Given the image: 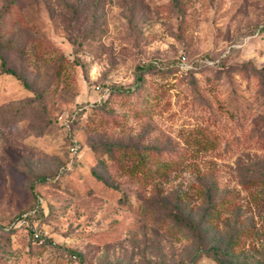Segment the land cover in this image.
I'll return each instance as SVG.
<instances>
[{
	"label": "rangeland",
	"instance_id": "374dc122",
	"mask_svg": "<svg viewBox=\"0 0 264 264\" xmlns=\"http://www.w3.org/2000/svg\"><path fill=\"white\" fill-rule=\"evenodd\" d=\"M0 53V264H264V0H0Z\"/></svg>",
	"mask_w": 264,
	"mask_h": 264
},
{
	"label": "trees",
	"instance_id": "16d2710c",
	"mask_svg": "<svg viewBox=\"0 0 264 264\" xmlns=\"http://www.w3.org/2000/svg\"><path fill=\"white\" fill-rule=\"evenodd\" d=\"M66 5L69 6V7H72V3H70L69 1L66 3ZM0 58H1V65L3 66V70L7 71V72H10V73H15L14 69H11V68H8V67H4L6 60H5L4 55L1 54V53H0ZM206 61H208V59H206ZM144 66L145 65H142V64L141 65H137V67H136L137 68L136 79H141L142 78V75H141L140 71L145 69ZM191 66L192 65H190V67ZM263 69H264V67H263ZM111 90H112V88L107 84V93H106V97L105 98H107L110 95ZM107 151H112V148L110 146H108L107 147ZM136 151L139 154L138 155V160L141 161V166L140 167H143L142 166V161H143L142 150H136ZM45 179H46V177H44V176H40V177L37 178V180H45ZM167 203L168 202L163 201L162 206L165 207ZM171 211L174 212V213H172V217L174 218L175 222L182 223V225H185L189 230H191L194 233V236L197 237L196 240L198 242H201V240H202V235H201L202 234V223L204 222V220H206V218L209 219V216L211 214H214L216 209L212 205L207 206L206 209H205L203 217H201L197 221H193L188 216L184 215L181 212V210L178 208V206L172 208ZM19 216H20V214H19ZM25 217L27 219L29 217V213H25ZM71 250L74 251L73 249H71ZM214 257L217 258L216 255H214ZM217 263H219L218 259H217Z\"/></svg>",
	"mask_w": 264,
	"mask_h": 264
},
{
	"label": "built area",
	"instance_id": "2783aa9c",
	"mask_svg": "<svg viewBox=\"0 0 264 264\" xmlns=\"http://www.w3.org/2000/svg\"><path fill=\"white\" fill-rule=\"evenodd\" d=\"M178 63H179V66H181V67H183L184 64H185V67L190 66V63H187L186 55L184 53H181L179 55ZM97 88H99V86H97ZM71 148H73V147H71ZM25 221H26V217H25V213H24V214H21L20 216L16 217L15 219H13L11 221V224L14 226H17V225L24 223Z\"/></svg>",
	"mask_w": 264,
	"mask_h": 264
}]
</instances>
